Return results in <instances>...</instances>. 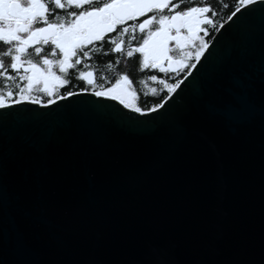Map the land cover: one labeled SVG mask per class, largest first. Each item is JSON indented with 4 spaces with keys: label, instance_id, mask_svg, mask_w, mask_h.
<instances>
[{
    "label": "snow or ice",
    "instance_id": "snow-or-ice-1",
    "mask_svg": "<svg viewBox=\"0 0 264 264\" xmlns=\"http://www.w3.org/2000/svg\"><path fill=\"white\" fill-rule=\"evenodd\" d=\"M228 7L209 0H0V264H264V234L253 245L238 237L226 253L223 232L211 223L187 241L184 260L167 243L135 258L106 259L102 234L93 251L77 256L68 228L90 199L143 180L176 143L205 141L215 151L214 133L258 128L264 158V0H235L218 22ZM257 18L259 46H222L221 37ZM113 55L125 67L136 64L118 71L121 59L108 60L105 71L115 75L97 83L91 61ZM146 70L138 81L145 91L134 87L132 73ZM82 112L115 114L122 127L155 142L129 167L127 153L89 137L77 122V138L66 146L70 168L54 162L51 129H42ZM54 190L70 193L71 206ZM38 246L58 258H39Z\"/></svg>",
    "mask_w": 264,
    "mask_h": 264
},
{
    "label": "water",
    "instance_id": "water-1",
    "mask_svg": "<svg viewBox=\"0 0 264 264\" xmlns=\"http://www.w3.org/2000/svg\"><path fill=\"white\" fill-rule=\"evenodd\" d=\"M260 40L257 18L238 31L226 33L221 44L248 48L259 46ZM77 122L89 137L101 142L106 139L127 153L129 167H135L138 156L155 142L151 135L122 127L115 114L109 117L82 112L70 117L63 127L51 124L42 129H51L53 135L49 148L52 160H63L69 168L66 146L70 139L77 138ZM210 138L215 142V151L205 141L176 143L143 180L115 184L102 198L90 199L86 211L68 226L78 240L74 254L93 251L91 242L102 234L107 243L99 253L106 259L135 258L152 244L167 243L174 246L177 259L184 260L189 254L187 241L210 223L223 232L226 253L238 237L249 245L258 244L264 234V158L259 129H243L236 135L224 130ZM72 184L74 187L75 181ZM54 195L64 206H71L70 193L54 190ZM57 214L49 213L48 219L54 220ZM39 231L34 230V239H38ZM37 255L41 259L58 258L46 246H38Z\"/></svg>",
    "mask_w": 264,
    "mask_h": 264
},
{
    "label": "flooded vegetation",
    "instance_id": "flooded-vegetation-1",
    "mask_svg": "<svg viewBox=\"0 0 264 264\" xmlns=\"http://www.w3.org/2000/svg\"><path fill=\"white\" fill-rule=\"evenodd\" d=\"M217 20H219V17L217 18ZM215 35V33L212 34V38ZM207 39V37H206ZM121 59V65L118 66V71H129L131 72L133 66L136 64V60L135 58L132 60L127 61V67H125V61L123 60L122 57H116L115 55L110 56L108 58H101V60H97L95 57L93 58V60L91 61V65L94 69L97 70V83H102L103 80L100 79V77H104L105 80L107 79H111L112 76L115 75V72L112 73H108L105 71L106 69V65L108 60H115V59ZM148 74V70L145 71V73L143 75H139L138 72L137 73H132V78H134L136 80V83L134 84V87L138 88V89H143V90H147L145 89L144 85H140L139 84V80L140 79H145L146 80V76ZM155 86L154 84L149 83L148 87H153ZM152 101H150L151 103Z\"/></svg>",
    "mask_w": 264,
    "mask_h": 264
},
{
    "label": "trees",
    "instance_id": "trees-1",
    "mask_svg": "<svg viewBox=\"0 0 264 264\" xmlns=\"http://www.w3.org/2000/svg\"><path fill=\"white\" fill-rule=\"evenodd\" d=\"M209 2L213 3L214 6H216L217 4L222 5L225 3L229 5V7L226 9L225 8L220 9V16L218 22L226 21L227 15L234 10L235 0H209Z\"/></svg>",
    "mask_w": 264,
    "mask_h": 264
}]
</instances>
